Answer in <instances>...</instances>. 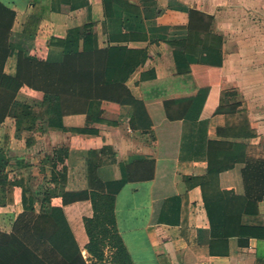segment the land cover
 <instances>
[{"label":"crops","instance_id":"1","mask_svg":"<svg viewBox=\"0 0 264 264\" xmlns=\"http://www.w3.org/2000/svg\"><path fill=\"white\" fill-rule=\"evenodd\" d=\"M0 3L15 11L13 31L29 36V54L39 59L46 58L51 37L63 38L93 24L87 44L117 47L111 59L117 65L114 75L125 87L117 88L116 95L123 99L111 108L92 99L86 113L65 115L68 130L40 129L38 122L17 129L15 118L9 116L0 123V147L9 152L5 203L0 205V225L4 222L9 228L0 226L1 231L14 229L31 199V213L39 212L43 193L54 188L53 174L59 176L64 164L68 165L66 189L88 188L84 160L92 156L90 150L100 164L102 180L129 177L116 193L115 214L134 264H264V0ZM185 7L213 16L212 32L223 39L219 87L210 83L217 78L214 70L198 71L207 80L204 86L211 85L208 102L225 107L239 104L201 124L163 118L161 97L195 94L200 85L193 72L178 70L164 39H149L162 28L159 36L186 26ZM130 34L140 36L130 38ZM21 43H10L4 65L9 75L16 74ZM78 45L83 49V39ZM153 72L155 77H143ZM126 89L131 97L125 95ZM42 96L26 84L16 94L17 100L34 106ZM88 114L98 120L87 123ZM154 115L160 118L158 123ZM85 125L98 132L70 130ZM210 140L232 144L242 160L210 172ZM62 147L69 148L64 163L58 159ZM50 203L61 206L62 198L53 196ZM175 208L177 223L158 221L161 209Z\"/></svg>","mask_w":264,"mask_h":264},{"label":"trees","instance_id":"2","mask_svg":"<svg viewBox=\"0 0 264 264\" xmlns=\"http://www.w3.org/2000/svg\"><path fill=\"white\" fill-rule=\"evenodd\" d=\"M185 11L188 13L186 26L172 28L167 35L153 33L149 39H164L172 49L178 70L193 72L200 85L195 94L161 97L163 118L201 124L215 113L234 111L239 104L225 107L208 102L211 85L204 86L207 80L202 79L198 71L206 72L209 68L214 70L217 78L210 83L219 87L222 68L219 48L223 39L212 32L213 16L195 8L185 7ZM14 17L15 11L0 3V123L9 116L15 118L17 129L22 125L30 128L38 122L40 129L58 127L68 130L63 117L79 111L86 113L88 101L98 99L103 107L111 108L113 103L123 99L122 95H116L117 88L124 90L125 87L123 81L115 77L117 65L111 60L117 47L89 46L87 42L93 36V24L71 30L63 38L51 37L46 58L39 59L29 54L26 45L29 36L13 31ZM191 34L198 41L206 37L201 56L196 54L192 45L187 44ZM139 36L130 34V38ZM80 39H83L84 47L79 50ZM207 40L212 42L207 43ZM13 41L23 42L18 54L16 74L9 75L5 73L4 65L11 53L10 43ZM145 76L155 77V74L153 72ZM24 84L43 93L41 103L34 106L17 100L16 94ZM125 95L131 97L127 89ZM88 115L87 123L89 120H98V117ZM159 119L154 115L155 123ZM70 130L77 133L98 132L87 125L72 127ZM209 148L210 172L229 169L242 160L238 150L232 148L230 143L210 140ZM57 151L59 161L64 163L69 156V148L62 147ZM88 153L92 156L95 154L90 150ZM8 155V150L0 147V205L5 203ZM92 156L84 160L88 188L67 190L65 183L68 165L64 164L59 176L53 174L54 188L46 189L43 193L39 212L31 213V199L29 208L19 216L14 229L9 233L0 230V264H134L119 233L115 214L116 193L129 177L123 175L118 179L102 180L98 169L100 164H96ZM53 196L62 198L61 206L50 203ZM158 221L177 223L178 208L161 209ZM83 250L89 254L90 262L84 257Z\"/></svg>","mask_w":264,"mask_h":264},{"label":"rangeland","instance_id":"3","mask_svg":"<svg viewBox=\"0 0 264 264\" xmlns=\"http://www.w3.org/2000/svg\"><path fill=\"white\" fill-rule=\"evenodd\" d=\"M163 30H164L163 28H162V30H158L157 35H159V31L163 32ZM200 39H202V41ZM200 39H199L200 41H198L194 34H191L190 36H188V39H187V44L192 45L194 47V51H196V54L199 56L202 55L201 48H202V44L206 42V37H201ZM211 42H212L211 40H207V43H211ZM187 49L189 50V48H187ZM0 226H1V228H9L8 226H6V224H4V222L3 223L1 222ZM83 254H84V257H87V259L89 261V258H90L89 254L87 252L86 253L83 252Z\"/></svg>","mask_w":264,"mask_h":264}]
</instances>
